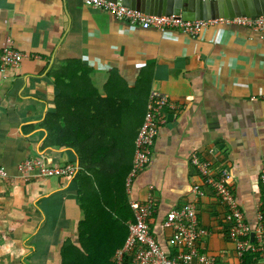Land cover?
Segmentation results:
<instances>
[{
  "label": "crops",
  "instance_id": "1",
  "mask_svg": "<svg viewBox=\"0 0 264 264\" xmlns=\"http://www.w3.org/2000/svg\"><path fill=\"white\" fill-rule=\"evenodd\" d=\"M8 47L26 57L0 71V168L8 173L0 177V264H61L65 244L78 245L81 172L106 194L127 188L130 202L153 200L152 232L166 251V215L202 186L193 156L231 172L246 222L256 226L264 201V33L227 20L197 36L161 33L83 0H0V50ZM154 90L171 107L129 190ZM31 158L78 171L23 178L18 167ZM217 202L210 188L198 207L211 232L206 251L218 264H239Z\"/></svg>",
  "mask_w": 264,
  "mask_h": 264
},
{
  "label": "built area",
  "instance_id": "2",
  "mask_svg": "<svg viewBox=\"0 0 264 264\" xmlns=\"http://www.w3.org/2000/svg\"><path fill=\"white\" fill-rule=\"evenodd\" d=\"M84 4L110 13L119 21L131 25L153 28L161 33L179 30L197 36L211 26L225 20L184 21L178 16H154L133 10L120 3L107 0H83ZM235 25L249 27L264 33V16L253 20L239 17L227 20ZM26 55L13 48L0 50V71L18 66ZM171 107L169 96L159 90L150 94L148 110L136 139L133 170L127 180L130 190L134 178L148 166L154 151L159 128L166 123L165 111ZM192 162L204 179L205 186L192 188V199L181 208L170 211L163 222V228L170 235L169 250H164L152 232L150 219L156 213L153 200L130 202L134 222L129 224V236L125 245L115 253V262L125 264H218L217 258L206 251L205 242L211 232L200 225L198 207L211 188L216 198L226 209V228L228 237L234 243L239 264H264V201L257 215L256 226L246 222L242 206L231 188L232 175L228 169H215L211 162L193 156ZM18 171L23 178H53L75 176L78 168L74 165L49 166L39 159L23 161ZM0 177H8L5 169L0 168ZM260 182L264 194V162L260 167ZM152 199V198H150ZM254 233V239L251 234Z\"/></svg>",
  "mask_w": 264,
  "mask_h": 264
},
{
  "label": "trees",
  "instance_id": "3",
  "mask_svg": "<svg viewBox=\"0 0 264 264\" xmlns=\"http://www.w3.org/2000/svg\"><path fill=\"white\" fill-rule=\"evenodd\" d=\"M58 128H61L60 124ZM58 132L60 130L55 129L51 134L58 135ZM84 176L89 186L94 189L89 190L82 186L81 178ZM94 178L92 175L88 177L85 172L79 173L77 177L82 211V219L78 227L79 243L76 245L69 241L65 244L61 264H117L115 253L125 245L129 236V224L134 222V213L130 206L127 188L115 187L113 190H107L109 194H106V189H103ZM95 184H98V190ZM202 186H205L203 178ZM214 208L222 212L218 217L219 222L226 224V209L219 200ZM198 216L200 219V213ZM153 217L150 219V224ZM200 225L204 227L202 223ZM222 231L225 233V228ZM130 261V257H127L125 264H130Z\"/></svg>",
  "mask_w": 264,
  "mask_h": 264
},
{
  "label": "water",
  "instance_id": "4",
  "mask_svg": "<svg viewBox=\"0 0 264 264\" xmlns=\"http://www.w3.org/2000/svg\"><path fill=\"white\" fill-rule=\"evenodd\" d=\"M154 16H178L184 21L232 20L264 16V0H107ZM254 239V233L251 234Z\"/></svg>",
  "mask_w": 264,
  "mask_h": 264
}]
</instances>
